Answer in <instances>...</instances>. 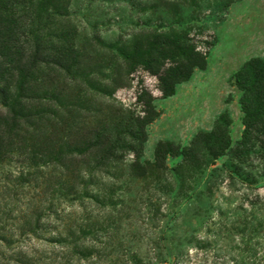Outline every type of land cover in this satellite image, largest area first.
Wrapping results in <instances>:
<instances>
[{"label": "rangeland", "instance_id": "374dc122", "mask_svg": "<svg viewBox=\"0 0 264 264\" xmlns=\"http://www.w3.org/2000/svg\"><path fill=\"white\" fill-rule=\"evenodd\" d=\"M221 3L66 0V14L56 21L61 32L75 38L80 67L74 74L42 67L33 101L40 117L35 127H26L28 136L64 151L69 144L93 141L94 131L130 113L143 115L136 96L144 88L160 114L147 127L142 164L155 160L159 141L188 146L221 115L235 146L244 113L234 74L250 58L264 59V0H237L226 8ZM181 16L184 25L174 28L192 26L194 43L208 50V65L163 97L156 76L141 66L130 70L106 44L145 39L168 30L160 26L166 18ZM100 156L97 148L66 152L31 174L25 155L0 163V234L17 235L32 212L50 209L42 221L75 235L69 244L26 235L23 240L42 258L40 264H264V178L252 185L240 181L229 170V151L198 170L185 167L183 182L174 170L180 157L169 156L162 168L147 165L144 173L132 169L134 152H123L118 162L102 163ZM245 167L258 173L264 157L252 156ZM86 190L94 197L84 196ZM0 251L11 256L18 250L0 243Z\"/></svg>", "mask_w": 264, "mask_h": 264}, {"label": "trees", "instance_id": "16d2710c", "mask_svg": "<svg viewBox=\"0 0 264 264\" xmlns=\"http://www.w3.org/2000/svg\"><path fill=\"white\" fill-rule=\"evenodd\" d=\"M235 1L222 0L221 7L226 8ZM65 3L66 0H0V163L15 154L25 155L27 172L31 174L35 168L59 161L66 152L83 154L97 148L101 153L100 162L106 163L118 162L123 152L131 151L135 154L132 169L144 173L147 165L162 168L169 156L180 157L181 162L174 170L183 182L185 167L198 170L202 164L214 162L229 151L232 160L229 170L240 181L252 185L260 177L264 178V167L258 173L245 167L252 156L264 157V59L261 57L250 58L234 74L235 84L242 92L240 103L244 113L242 137L235 146L228 135V119L221 115L211 131L199 133L188 146L159 141L155 160L142 164L147 127L160 114L154 96L144 88L136 96L143 115L129 112L130 115L94 131L93 141L69 144L66 151L46 141L33 142L26 127H35L34 119L40 117L33 105L39 97L36 88L39 71L43 66L53 65L67 74H74L80 67L81 54L75 38L68 32H61L60 23L56 21L66 14ZM166 19L160 26L168 30L156 31L145 39L134 37L106 44L126 61L130 70L141 66L156 76L163 97L174 95L179 83L190 79L196 69L203 70L208 65V50L198 49L190 36L192 26L177 30L173 25H184L182 16ZM195 20L188 22L191 24ZM86 183L85 180L83 184ZM84 193L86 197H94L87 190ZM52 213L50 209L43 215L32 212L35 216L16 228L17 235L2 232L0 243L18 251L11 256L0 251V263L40 264L42 258L36 257L29 243L23 240L28 237L26 235L49 244L71 243L69 239L75 235L74 231L64 235L58 227L50 226L49 221H42V216L49 217ZM43 232L50 236H39Z\"/></svg>", "mask_w": 264, "mask_h": 264}]
</instances>
